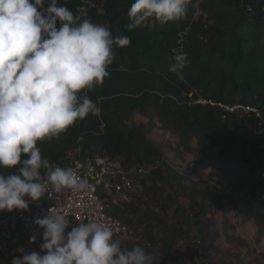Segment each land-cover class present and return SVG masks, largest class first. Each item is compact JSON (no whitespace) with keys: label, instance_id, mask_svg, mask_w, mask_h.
<instances>
[{"label":"trees","instance_id":"1","mask_svg":"<svg viewBox=\"0 0 264 264\" xmlns=\"http://www.w3.org/2000/svg\"><path fill=\"white\" fill-rule=\"evenodd\" d=\"M84 1L88 0H57L58 6H66L79 22L89 19L108 27L114 38L128 36L131 42L114 48L115 58L103 84L82 93L97 104L100 115L77 120L58 139L38 141L37 147L52 167L95 156L121 158L127 167L154 166L148 179L150 193L158 183L163 186L171 180L174 187L169 185L161 207L176 206L172 217L177 227L169 229L165 238L131 225L127 215L137 209L134 201L111 214L134 230L142 247L153 256V264H176L177 241L192 244L194 230L203 236L200 218L205 216L206 205L203 198L194 201L189 178L172 172L162 162L161 152L146 137L145 126L132 123V115L146 116L153 111L160 128L176 135L183 145L194 139L203 152L219 148L218 159L264 172V139L248 137L253 115L220 107L242 106L264 115V0H190L181 19L166 24L149 19L132 31L127 29L131 23L127 13L135 0H104L100 12L86 9L79 15L77 9ZM196 3L202 15L193 20ZM176 49L186 52L189 60L182 80L168 72ZM18 167L0 169V173L7 175ZM259 189L258 185H236L225 202L240 218L253 220L258 234L264 235V190ZM181 196L194 206L193 213L183 220L184 209L177 204ZM213 201L220 204L222 198L213 196ZM28 243L29 238L22 236L11 242L10 252L17 253L21 246L26 252H41L43 238Z\"/></svg>","mask_w":264,"mask_h":264},{"label":"clouds","instance_id":"2","mask_svg":"<svg viewBox=\"0 0 264 264\" xmlns=\"http://www.w3.org/2000/svg\"><path fill=\"white\" fill-rule=\"evenodd\" d=\"M190 0H135L127 29L152 19L159 24L186 15ZM47 4V7L43 6ZM42 9V10H38ZM59 23V27L57 24ZM89 19L79 22L57 0H0V211L27 210L49 190L86 191L87 179L73 167H52L37 142L58 139L77 120L99 116L86 94L103 84L115 58L114 48L130 44ZM168 72L183 79L187 53L176 49ZM23 157V159H22ZM26 157V158H24ZM42 170L43 173H42ZM42 228L41 252H26L11 264H153L145 248L122 247L112 227L99 220L76 224L66 213L48 210L35 220ZM36 236L29 237L34 243Z\"/></svg>","mask_w":264,"mask_h":264},{"label":"rangeland","instance_id":"3","mask_svg":"<svg viewBox=\"0 0 264 264\" xmlns=\"http://www.w3.org/2000/svg\"><path fill=\"white\" fill-rule=\"evenodd\" d=\"M132 123L145 126L146 137L161 152L162 162L172 172L189 178V189H194V201L198 203L203 198L206 205L205 216L200 218L205 229L203 236L196 235L194 230L190 236L192 244L177 241L175 263L264 264V235L258 234V226L253 220L240 218L225 202V197L236 185H258V191L263 192L264 172L255 170L251 165L240 167L233 161L218 159L219 148L203 152L194 139L183 145L176 135L160 128L153 111L146 116L133 113ZM148 179L138 195L140 199L135 196L134 206L137 209L129 211L127 216L132 226L165 238L169 235V229L177 227L172 217L176 206L165 210L161 207L169 192V185L174 187V184L171 180L163 186L158 183L155 191L150 193L151 182ZM213 196L222 198L220 204L213 201ZM177 204L184 209L181 220L185 219V215L193 213L191 210L194 206H189L186 196L179 197ZM3 212L5 211H0V215ZM137 244L142 247L140 240L135 237L123 242L122 247L130 249ZM12 253L7 262L2 264H10L12 259L22 255L20 252Z\"/></svg>","mask_w":264,"mask_h":264},{"label":"built area","instance_id":"4","mask_svg":"<svg viewBox=\"0 0 264 264\" xmlns=\"http://www.w3.org/2000/svg\"><path fill=\"white\" fill-rule=\"evenodd\" d=\"M96 1V3L91 0L84 1L77 9L78 14H84L86 9L100 12L104 0ZM201 15L198 4H194L192 19L196 20ZM199 103L204 104L205 101ZM220 107L229 112L240 109L251 113L254 123L248 137L264 139V115L259 110L242 106ZM56 166L73 167L82 178L88 180V189L81 192L65 189L58 193L49 188L41 200L29 201L27 210L14 209L11 212H3L0 215V261L9 259L12 241H17L22 236L29 238L35 235L36 239L42 238L44 230L35 224V220L45 216L49 209L67 214L70 224L66 231H70L76 224L99 220L112 227L114 239L120 240L121 245L135 238L134 230L111 212L135 200V196L142 192L143 183L150 177L154 166L135 164L127 167L121 158L100 156L70 159L63 165L53 167Z\"/></svg>","mask_w":264,"mask_h":264}]
</instances>
